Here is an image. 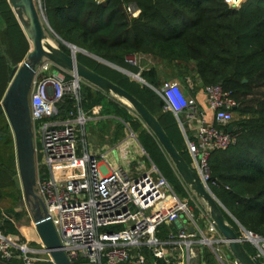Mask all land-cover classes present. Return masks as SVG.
I'll return each instance as SVG.
<instances>
[{
    "label": "trees",
    "instance_id": "16d2710c",
    "mask_svg": "<svg viewBox=\"0 0 264 264\" xmlns=\"http://www.w3.org/2000/svg\"><path fill=\"white\" fill-rule=\"evenodd\" d=\"M51 28L64 40L127 71L138 73L149 85L97 60L76 52V59L125 89L155 115L185 161L191 159L183 148L176 117L164 111V101L153 88L159 85L158 69L139 70L129 65V55H150L162 63L165 77L196 76L206 86L220 84L235 99L233 128L235 142L225 150L213 151L208 163L211 187L227 212V223L237 236L239 225L264 236V97L255 103L249 98L256 87H264V0H242L231 6L226 0H42ZM135 3L140 12L128 17L124 4ZM0 101L9 84L11 69L25 58L29 43L8 0H0ZM64 52L69 48L58 45ZM63 71V70H61ZM65 72V71H63ZM70 78L71 73L65 72ZM245 80V81H244ZM86 86H88L86 88ZM94 88V91L89 87ZM110 95L82 80L80 104L88 108L100 104ZM74 100L64 97L59 104L61 114L73 108ZM113 114L122 118L137 134L143 149L160 173L177 192L185 193L181 179L156 138L140 118L128 107L110 99ZM0 192L16 187V160L12 135L0 105ZM9 152L8 156H5ZM165 170V174L163 173ZM6 213L14 214L13 211ZM4 233L18 230L11 220L0 215ZM163 235L165 226L160 228ZM163 231V232H162ZM252 256L253 247L244 242ZM147 264H167L145 252ZM257 262V261H256ZM259 264V262H257Z\"/></svg>",
    "mask_w": 264,
    "mask_h": 264
},
{
    "label": "built area",
    "instance_id": "2783aa9c",
    "mask_svg": "<svg viewBox=\"0 0 264 264\" xmlns=\"http://www.w3.org/2000/svg\"><path fill=\"white\" fill-rule=\"evenodd\" d=\"M226 1L231 6L241 2ZM124 8L128 17L140 12L135 3H126ZM142 56L129 55L125 61L142 70ZM51 64L46 61L36 68L28 93L35 155L34 188L69 262L147 264L148 252L153 259L165 263L200 264L204 263V249L208 248L219 264H239L208 213L195 216L154 164L148 169L141 162L108 168L89 153L84 138L88 117L80 104L82 80L72 74L66 78L54 64L58 69L45 73ZM171 85L179 88L185 100L179 111L172 110L166 100ZM154 90L164 101L163 110L172 112L181 128L185 120L199 119L194 136L186 137V149L192 169L213 193L211 187L216 181L211 179L208 159L211 152L225 150L235 142L236 136L229 126L235 119V99L220 84L204 86L206 106L216 123L209 124L195 99L186 96L177 81H163ZM64 97H71L74 103L72 109L61 114L59 104ZM101 156L105 160V153ZM162 225L166 230L160 235ZM239 228V239L254 249L251 257L264 264V236L240 225ZM34 242L36 247L30 246L29 239L4 233L0 228V264H54L37 234Z\"/></svg>",
    "mask_w": 264,
    "mask_h": 264
},
{
    "label": "water",
    "instance_id": "95a60500",
    "mask_svg": "<svg viewBox=\"0 0 264 264\" xmlns=\"http://www.w3.org/2000/svg\"><path fill=\"white\" fill-rule=\"evenodd\" d=\"M8 3L28 40L29 49L25 59L11 69L9 84L0 101V105L12 131L16 167L23 195L26 200L32 199L36 201L34 203L33 215L34 230L54 264L71 263L65 253L60 249L59 238L52 220L46 213L42 203L38 201V196L34 191L36 183L35 155L28 104V93L36 68L41 65L43 60L51 62L59 69L71 73L78 80H84L105 94L112 95L128 105L144 123L145 127L154 135L184 185L198 199L204 202L209 217L216 224L218 231L226 243L227 250L232 257L239 264H257L245 251L242 241L227 223L223 213V211L227 212L225 207L203 185L191 165L185 161L176 149L157 117L141 101L125 89L79 62L76 59L75 53L81 52L89 55L149 86L140 75L117 67L87 52L84 48L56 35L69 48V53L64 52L47 35L45 26L49 28L51 26L49 25L47 17L40 11L37 0H18V3L16 0H8ZM227 131L230 132L231 127H228Z\"/></svg>",
    "mask_w": 264,
    "mask_h": 264
},
{
    "label": "rangeland",
    "instance_id": "374dc122",
    "mask_svg": "<svg viewBox=\"0 0 264 264\" xmlns=\"http://www.w3.org/2000/svg\"><path fill=\"white\" fill-rule=\"evenodd\" d=\"M16 2L18 3V0H16ZM37 5L39 6L42 14L46 16L42 0H37ZM45 29H46L47 35L55 44L59 45L60 42L63 43L61 40L58 39V36H56L58 34L52 28L45 26ZM46 61L47 60H43L41 65L46 63ZM57 69L58 68H55V66L51 64V65H48V68H46L45 73L53 72V71H56ZM60 70L61 69H59L58 71L62 75H65V72L60 71ZM133 74H137V73H133ZM163 81H173V80L164 79ZM87 87L88 86H86V88ZM89 88L94 91L93 87L91 88L90 86ZM263 97H264V87H256L254 89L253 94L247 99H249L250 102L255 103L258 99L263 98ZM110 99H113L115 101H118L126 105L120 99L110 95L109 98H106L100 104H97V105H94L88 108V110L86 111L88 120L85 125L84 138H85V142L87 144L89 153L96 155L98 160H103L101 153H105L107 149L111 151L114 150L118 160L120 159L125 160L130 157V158H133L136 161V163H137V160L142 162L144 169L150 168L153 162L150 160L147 153L143 149L140 141L137 138V134L134 133L129 128V126L122 120L121 117L113 114L112 109L108 105V101ZM126 106L128 107L129 111L134 115V117H137L135 112L128 105ZM236 117L237 116L235 114V119ZM5 119H6V116H5ZM6 122L8 125V129L12 135V131H11V128H10V125L7 119H6ZM177 124H178V128L180 129V125L178 122ZM180 132L181 134H183L181 129H180ZM0 136H1V133H0ZM1 141L2 140L0 138V143ZM12 145H13V155L15 157V147H14L13 135H12ZM0 147L2 148L3 146H0ZM8 155H9V152L6 153L5 156H8ZM78 155H81L80 151H78ZM104 159L107 164H113L114 162L111 160V155L106 154ZM163 173L165 174V170H163ZM15 179L17 183L16 187L8 188L0 192V215L4 216L5 219L7 220H11L14 226L16 227V229L18 230V235H20L24 240L29 239L31 241L30 246L36 247L37 244L34 242V239L36 238V232L34 230V225H33L34 203L36 201L32 199H29V200L25 199L23 192H22V187L20 184V179H19L18 174L16 175ZM168 183L171 189L173 190V192L177 195V197L180 200L187 201V203L189 204L195 216H198L200 212H207L204 202L198 199L196 195L184 185L183 182L182 183L185 188V193L177 192V190L173 187L172 183H170L169 181ZM34 191L36 193L35 188H34ZM38 201L41 203L39 198H38ZM6 211H13L14 214L11 215L10 213H6ZM111 229H118V228L112 227ZM220 248L223 252L226 251V248L223 245H221ZM206 258L210 259L208 262H206L207 264H219L217 260L216 261L214 260V257L208 248L204 249V263L202 261L200 262V264H205ZM167 264H171V263H167Z\"/></svg>",
    "mask_w": 264,
    "mask_h": 264
},
{
    "label": "crops",
    "instance_id": "0c3cea01",
    "mask_svg": "<svg viewBox=\"0 0 264 264\" xmlns=\"http://www.w3.org/2000/svg\"><path fill=\"white\" fill-rule=\"evenodd\" d=\"M4 27H5V23L0 18V28H4ZM141 66H142L143 69L148 68V67H153V66L156 69H158L157 74H158V77H159V80H158L159 81V84H158L159 86L157 88H153V89H159L164 79H172V80L178 81L180 86H181V88H182V90L186 94V96L195 99V101L197 103V107L202 112V117L204 118V120L207 123H209V124H216L215 120H214L213 112L210 111L209 109H207V106H206V95H205V92H204V85L200 82L199 79L196 78L195 75H193V78L186 77L185 80H182L179 77L167 78V77H165L164 73L161 70L162 69V63H160V61L157 58H154V57H152L150 55H143L142 56ZM198 122H199L198 118L194 119V120H185L184 121V127L181 128V126H180V129L182 130L183 134H181L180 129H179L178 135L177 136L175 135L176 139L177 138H181L182 139V141H183L182 145H183V148L185 150H187L186 147H185L186 146V137L192 138L194 136V134L196 132V129H197ZM101 154H103V153H101ZM106 154L107 155H111V160L114 161L113 164H107L105 160H100V162L101 163L105 162V165L108 168H114V167H117V166L126 165L127 163L129 164V163H135L136 162L133 158H130V157L125 159V160H122L120 158H119L120 160H118L114 150L111 151V150L107 149L106 152H105V156H106ZM137 162L139 163L140 161L137 160ZM141 164L143 165L142 162H141ZM212 255L214 257V260L216 261L217 259H216V257L214 256L213 253H212ZM203 256H204V253H203ZM209 260L210 259L206 258L205 259V264H207L206 262H208Z\"/></svg>",
    "mask_w": 264,
    "mask_h": 264
},
{
    "label": "clouds",
    "instance_id": "9594fccd",
    "mask_svg": "<svg viewBox=\"0 0 264 264\" xmlns=\"http://www.w3.org/2000/svg\"><path fill=\"white\" fill-rule=\"evenodd\" d=\"M166 100L170 108L174 111H179L185 104V100L176 85L170 86V91L166 94Z\"/></svg>",
    "mask_w": 264,
    "mask_h": 264
}]
</instances>
